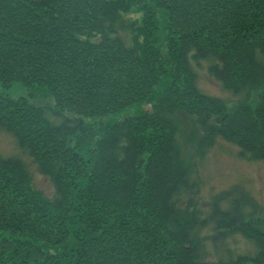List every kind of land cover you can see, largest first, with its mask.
<instances>
[{"label": "trees", "instance_id": "trees-1", "mask_svg": "<svg viewBox=\"0 0 264 264\" xmlns=\"http://www.w3.org/2000/svg\"><path fill=\"white\" fill-rule=\"evenodd\" d=\"M196 69L236 103L202 92ZM14 83L53 100L50 115L0 91V132L54 193L0 154V264H264L245 194L203 215L182 146L201 160L220 138L264 161V0H0V86ZM235 234L255 252L235 254Z\"/></svg>", "mask_w": 264, "mask_h": 264}, {"label": "rangeland", "instance_id": "rangeland-1", "mask_svg": "<svg viewBox=\"0 0 264 264\" xmlns=\"http://www.w3.org/2000/svg\"><path fill=\"white\" fill-rule=\"evenodd\" d=\"M140 16L141 14L139 13L130 12L125 17L140 20ZM195 72L197 86L202 92L225 100L228 103V108H231L236 103V98L230 93L223 91L219 84L203 70L196 69ZM0 91L14 99L29 97L28 100L31 103L45 108L47 114L51 115L53 100L45 93H35L30 97L29 91L20 83H14L8 89H3L0 86ZM258 96V92L251 93L249 103L251 107L257 104ZM179 118L181 121L180 129H183L185 133L194 130V136L200 134V130L192 126L190 119L185 116ZM84 121L86 123L91 122L89 119H84ZM194 142L192 144H182L183 154L187 158V163L193 166L194 176H197L200 182L198 194L192 197L193 204L202 211L203 215H207L210 212L214 197H219L221 193L232 188H239L247 199L245 207L247 214H252L253 218L264 222V161L246 162L240 160L237 157L238 147L220 138L199 160L196 157V145ZM0 154L4 157L19 156L30 175L33 189L39 191L46 198L53 197L54 188L50 180L37 172L32 160L17 149L13 137L4 131L0 132ZM222 207H225V205H222ZM226 244L229 245V248L235 254L251 255L255 252L253 244L238 234L227 238ZM218 258V256L212 254L203 260L202 264H218Z\"/></svg>", "mask_w": 264, "mask_h": 264}]
</instances>
